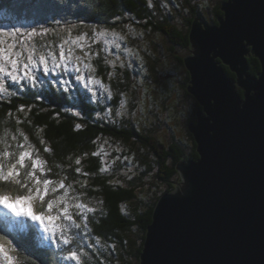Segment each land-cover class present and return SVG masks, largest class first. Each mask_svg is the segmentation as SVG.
Wrapping results in <instances>:
<instances>
[{"label": "water", "instance_id": "1", "mask_svg": "<svg viewBox=\"0 0 264 264\" xmlns=\"http://www.w3.org/2000/svg\"><path fill=\"white\" fill-rule=\"evenodd\" d=\"M221 11L217 24L194 20L184 59L198 159L177 165L181 183L158 199L139 264H264V0Z\"/></svg>", "mask_w": 264, "mask_h": 264}, {"label": "trees", "instance_id": "2", "mask_svg": "<svg viewBox=\"0 0 264 264\" xmlns=\"http://www.w3.org/2000/svg\"><path fill=\"white\" fill-rule=\"evenodd\" d=\"M225 1L227 0H223L214 9V24H217L218 18L223 15L221 6ZM153 3L155 6L160 4L159 0H0V12L7 10L16 17L26 20L32 19L31 14L34 12L39 16H46L43 19L57 13V16H54L57 23L76 22L79 28L92 25L120 28V22L127 21L136 26L150 27L154 32L163 34L174 47H187L190 42L189 33L177 30L172 22L156 20L150 13L153 7L155 9ZM35 19L44 21L39 17ZM194 20L195 18L187 20V23L191 26ZM144 21L146 25L142 24ZM48 34H39L37 44L49 43ZM130 38L132 40V36H128V39ZM176 58L184 64L183 58ZM248 62L249 72L256 75L261 69L258 59L250 56ZM108 70V66L102 62L100 73L106 75ZM123 74H125L123 77L113 81V88L116 91L106 105L102 104V99L94 97L90 99L96 102L95 105L85 100L76 101L74 104L76 95L71 91L74 82L70 79V74L64 75L68 83L73 85L67 90L57 91L52 80H47L37 93L25 91L20 95L17 94L18 87L13 85L10 90L15 93L14 95L0 94V139L11 146L10 150H15L17 141L22 142L21 132L27 134L39 155L47 161L46 166L51 169L49 172L51 178L54 180L65 178L68 180L66 183L70 182L71 188L74 189L79 183L76 192L82 193L87 202L99 200L104 206L103 210L97 205L92 206L96 211L88 213L89 227L80 242L85 245L84 251L90 257L89 264L120 262L139 264L145 234L152 222L157 200L163 193L174 191L180 182L177 165L181 161L198 159L192 133L191 148L190 144L177 138L167 146H164L160 139L156 145L152 144L154 134L157 132L156 122L153 127H150L148 122H140L133 112L134 103L127 99V102L125 101L129 89L133 90V83L127 72ZM229 74L231 77L235 76L233 73ZM49 75L58 76L52 73ZM189 80L187 72L186 85H189ZM133 92L135 95L138 94L136 90ZM121 100L125 101L123 108L120 106ZM100 109L106 110L105 119L97 112ZM198 110L199 104L196 110L191 109L185 114L192 116L190 124L192 121L196 122ZM193 113L196 114L194 117L191 115ZM77 124L81 127L77 128ZM145 128L149 129L150 135L144 133ZM13 135L17 140L12 139ZM41 140L45 143L41 144ZM116 142H119L118 146L112 147L111 145ZM136 142H140L144 147L148 146L146 148H150L151 153L156 156L159 169L155 177L168 185L161 194L153 196L151 200L150 197L144 198L139 195L135 190L136 182H139L144 172L148 173L151 169V165L141 162L138 153L130 152L134 150L133 145ZM121 144H125L126 149H123ZM2 147L0 144V148ZM45 147L51 151L44 152ZM97 151H100V155L94 156L92 153ZM130 157L132 159H129ZM77 159L80 160V164L76 163ZM138 166L143 170L136 173L135 168ZM77 168L81 169L79 173L76 171ZM102 168H106L107 171H101ZM115 175L129 180L126 184L115 185L110 182V178ZM97 237L116 241H113L115 243L113 246L101 253V246L87 247L95 240L93 238ZM32 243L38 247L35 240ZM90 249L95 251L92 252ZM53 252L54 249L40 253L38 264L39 261H44V264H56L59 254L54 256ZM106 252H114V258H107L111 255Z\"/></svg>", "mask_w": 264, "mask_h": 264}, {"label": "snow or ice", "instance_id": "3", "mask_svg": "<svg viewBox=\"0 0 264 264\" xmlns=\"http://www.w3.org/2000/svg\"><path fill=\"white\" fill-rule=\"evenodd\" d=\"M72 27L68 29V37H61V43L55 47H38L33 41V37L39 34L35 28L22 32L20 28L0 27V94L14 95L10 90L13 85L36 87L41 82L36 70L42 68L45 75L75 74V80L88 93L97 97L95 89L99 87L111 99L110 88L95 75L96 68L91 63L92 55L98 53L90 55L91 45L81 41L90 39L96 43L100 38H105L107 43L119 48L120 45L115 42L124 40L125 36L114 30H92L91 37L81 33L73 38ZM48 31L43 29L45 33ZM109 35L111 41L107 40ZM85 47L88 51H85ZM76 48L83 52V56L76 54ZM62 82L68 83L67 80ZM124 103L121 100V108ZM76 127L81 126L77 124ZM20 135L23 140L17 141L15 150H10L11 146L0 139L3 145L0 148V264H38L40 253L53 249L54 256L60 254L56 264H89L90 257L84 251L85 245L80 242L88 229V213L96 209L76 197H70L71 185H65L63 179H49L46 172H51V169L46 168L47 161L41 158L27 134L21 132ZM12 139L17 140V137L13 135ZM40 143L44 144L45 141L41 140ZM50 151V148H44V152ZM92 154L100 155V151ZM76 163L80 164V160L77 159ZM76 171L79 173L81 169L77 168ZM59 190H63V194ZM49 193L52 195L49 196ZM73 200L77 202L73 204ZM25 220L32 223H25ZM33 240L38 247L33 245ZM99 243V238H96V244ZM87 247L93 245L88 244ZM39 264H44V261H39Z\"/></svg>", "mask_w": 264, "mask_h": 264}, {"label": "rangeland", "instance_id": "4", "mask_svg": "<svg viewBox=\"0 0 264 264\" xmlns=\"http://www.w3.org/2000/svg\"><path fill=\"white\" fill-rule=\"evenodd\" d=\"M222 1L223 0H159L160 4L157 6H155V3L152 4L155 6V9H153V7L150 13L156 20L165 21L167 23L172 22L177 30L187 34L190 33L192 27V25L190 26L187 23V20L193 18L197 19L198 17L201 22L214 25V9ZM142 24L146 25L147 23L144 21ZM37 26L38 23L28 20H14L8 16L3 17L0 15V27L5 29L20 28L23 32L24 30L29 31L33 28L36 29L38 28ZM70 26H74L71 30V36L73 38L81 33L91 37L93 35L92 30H103L107 32L114 30L124 35V40H117L115 42L120 45L119 48L115 47L113 43H107L105 38H100L96 43H92L90 39L81 41V43L85 45H91L90 55L92 53H98L97 55H92L91 59L92 65L96 68L95 75L110 88L112 94L116 91L115 88H113V81L118 77H123L122 75H125L123 74L125 72L130 75L129 77L132 79L133 90L132 88L129 89L130 91L127 96H125V101L127 99L134 103L135 109L133 112L137 115L140 122H148L150 123V127H153L154 122H156L157 132L154 134L152 140L153 145H156L155 143L160 139L162 144L167 146L174 138L183 140V142L187 144L191 143V132L188 126L192 116H187L185 114L191 111V109L196 110L198 102L195 97L187 91L188 85H186L185 78L188 71L186 66L185 64H181L176 58L180 57L186 59L194 55L190 52V42L187 47H174L163 34L154 32L150 27L136 26L130 22L127 23V21L120 22V28L111 26L99 27L98 25H92L90 27L81 26L79 28V26L73 23H58L52 26H45L41 28V30L42 32L43 29L49 30V36L52 37L51 40L54 41L53 47H55L61 43V37H68V29ZM128 36H132V40L131 38L128 39ZM107 40L111 41L112 37L109 35ZM33 41L36 42L37 40ZM73 47L75 48L74 45ZM85 51H88L87 47H85ZM76 54L83 56V52H81L79 48H76ZM105 61H107V63H105ZM102 62L103 64L105 63L109 69L106 75L100 73ZM109 73H111V77H109ZM134 90H136L138 94L135 95L133 92ZM106 103V99H103L102 104L106 105ZM97 112H100V115L104 116V119L106 118V110L100 109ZM191 115L194 117L196 114L193 113ZM192 123L194 122L192 121ZM144 133L150 135L149 129L145 128ZM118 144L119 142H116L111 146L117 147ZM121 147L126 149L125 144H121ZM146 147L140 142H136L133 145L134 150L130 152L138 153L142 163L151 165L150 171H148V173L144 172V175L141 176L138 183L136 182L135 186V190H137L139 195L144 198L150 197L149 200H151L153 196L161 194L168 185L166 182L161 183L160 180L156 179L155 175L159 169L156 163V156L151 153L150 148ZM129 159H132V157ZM139 170L143 169L140 166L135 168L136 173H139ZM128 180L129 178H123L120 175H115L110 178V182L115 185L126 184ZM180 183L181 179L178 184ZM174 190H176V188ZM69 196L74 197L73 190L69 192ZM84 199L86 198L84 197ZM78 200L87 205L89 203L90 205L88 206L90 207L97 205L102 208V210L104 209V206L99 200H95V202L93 200L88 203L80 198H78ZM76 202V200L72 201L73 204ZM73 211L76 210L73 209ZM93 239L95 240L90 244L93 246H101V253L108 250L115 244L113 241H116V239L102 240L99 238L100 243L96 244V238ZM90 250L92 252L95 251L93 249ZM113 253L114 252H109L108 254L111 256L107 258L113 259ZM125 261L127 260L125 259Z\"/></svg>", "mask_w": 264, "mask_h": 264}, {"label": "bare ground", "instance_id": "5", "mask_svg": "<svg viewBox=\"0 0 264 264\" xmlns=\"http://www.w3.org/2000/svg\"><path fill=\"white\" fill-rule=\"evenodd\" d=\"M199 104V103H198ZM201 110V109H200ZM200 110H198V112L200 111ZM197 123V121L195 122V123H191V124H196ZM190 161V160H189ZM181 162H183V161H181ZM188 162V161H187ZM187 162H183V163H187Z\"/></svg>", "mask_w": 264, "mask_h": 264}]
</instances>
